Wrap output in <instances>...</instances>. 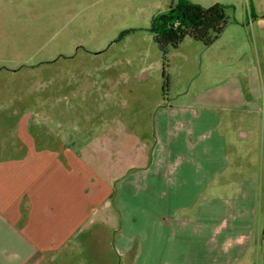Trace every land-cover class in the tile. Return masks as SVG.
<instances>
[{"label":"crops","instance_id":"crops-1","mask_svg":"<svg viewBox=\"0 0 264 264\" xmlns=\"http://www.w3.org/2000/svg\"><path fill=\"white\" fill-rule=\"evenodd\" d=\"M238 88L159 106L150 138L121 124L83 143L59 129L51 144L15 146L0 159V264H251L264 161L228 173L221 110L245 107Z\"/></svg>","mask_w":264,"mask_h":264},{"label":"rangeland","instance_id":"rangeland-1","mask_svg":"<svg viewBox=\"0 0 264 264\" xmlns=\"http://www.w3.org/2000/svg\"><path fill=\"white\" fill-rule=\"evenodd\" d=\"M182 1L225 6L229 23L212 45L190 37L158 45L154 18ZM227 82L247 101L221 110L228 173L250 156L260 173L264 0H0V159L18 156L19 144L55 142L59 129L66 143L121 124L150 138L159 106ZM250 249L251 264H263L264 247Z\"/></svg>","mask_w":264,"mask_h":264},{"label":"trees","instance_id":"trees-1","mask_svg":"<svg viewBox=\"0 0 264 264\" xmlns=\"http://www.w3.org/2000/svg\"><path fill=\"white\" fill-rule=\"evenodd\" d=\"M229 17L223 4L203 6L182 1L154 18L151 31L162 50L178 48L186 37L212 45L224 32Z\"/></svg>","mask_w":264,"mask_h":264}]
</instances>
